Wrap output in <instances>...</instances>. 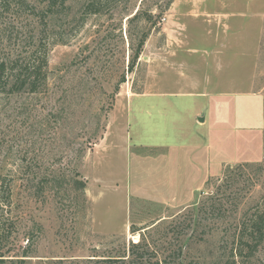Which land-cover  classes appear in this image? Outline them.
<instances>
[{"label": "rangeland", "instance_id": "rangeland-1", "mask_svg": "<svg viewBox=\"0 0 264 264\" xmlns=\"http://www.w3.org/2000/svg\"><path fill=\"white\" fill-rule=\"evenodd\" d=\"M59 1L0 13V60L48 54L0 87L3 264H264V0Z\"/></svg>", "mask_w": 264, "mask_h": 264}, {"label": "trees", "instance_id": "trees-1", "mask_svg": "<svg viewBox=\"0 0 264 264\" xmlns=\"http://www.w3.org/2000/svg\"><path fill=\"white\" fill-rule=\"evenodd\" d=\"M39 4L43 5L40 9L41 13L50 12L53 8L58 6H63V2L60 4L59 0H38ZM30 0H0V13L2 10H12L18 11L23 9L26 5H30ZM34 8V7H33ZM38 7H35V10ZM52 13V12H50ZM46 50V49H45ZM140 56L138 52L135 56L137 59ZM31 62L24 63V65L18 66L16 60H0V87L6 89L11 85V88L18 87V90H25L29 93H36L39 91V85L42 81L47 80V68H48V54L42 51L38 46L33 50ZM220 190V189H219ZM221 191V190H220ZM218 191V192H220ZM211 205L210 209H213L214 198H210ZM13 188L12 184H9L5 178L0 176V239L8 238L9 231L12 225L15 223L13 218ZM202 208L200 207L199 210ZM251 225L248 226V231H250V238H248L247 245L250 247V253L253 254L258 245L264 239V215L259 216L257 219L252 218L250 220ZM145 229V228H143ZM142 229H135L134 232H139ZM141 233V232H139ZM12 234V233H9ZM142 235V234H141ZM143 236V235H142ZM243 241V240H241ZM0 250V264L6 263L7 261H18L23 262L25 260H7V256L4 255ZM130 258L129 259H119L121 264H146V249H145V238L138 243L132 244L130 248ZM250 254V256H251ZM24 257H27L26 255ZM169 255L164 258L167 261ZM164 260H157L155 264H161Z\"/></svg>", "mask_w": 264, "mask_h": 264}, {"label": "crops", "instance_id": "crops-1", "mask_svg": "<svg viewBox=\"0 0 264 264\" xmlns=\"http://www.w3.org/2000/svg\"><path fill=\"white\" fill-rule=\"evenodd\" d=\"M180 94L181 95H184V96H194V95H202V96H204L205 94L204 93H197V92H195L194 90L193 91H191V92H185V91H183V92H180ZM147 112V111H146ZM149 114L151 115V109H149ZM200 120L201 121H203L202 123H200ZM205 120V121H204ZM206 120H207V118L205 117V114H202V115H200V114H198L197 116H196V118H195V121L198 123V124H200V125H204V122H206ZM190 142L192 143L191 144V146H188V147H190L191 148V158H192V156H193V153H197L198 152V149L196 148L197 146H195L194 144H193V142H192V140H190L189 141V143H187V144H190ZM179 149H181L180 147H176V149L175 150H179ZM191 158H190V161H191Z\"/></svg>", "mask_w": 264, "mask_h": 264}]
</instances>
